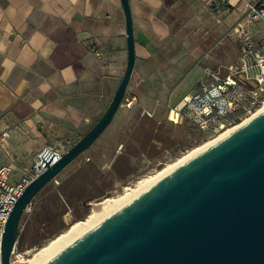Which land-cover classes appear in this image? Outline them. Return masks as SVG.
<instances>
[{
	"label": "crops",
	"instance_id": "1",
	"mask_svg": "<svg viewBox=\"0 0 264 264\" xmlns=\"http://www.w3.org/2000/svg\"><path fill=\"white\" fill-rule=\"evenodd\" d=\"M251 1L229 0L231 11L218 18L209 0H129L135 62L126 92L135 88L136 95L125 92L103 133L34 198L20 221L23 246L37 245L35 232H58L78 220L84 201L145 168L152 135L166 123L182 125L173 108L204 70L238 60L240 40L227 32ZM249 32L264 40L262 22ZM126 62L121 0H0V166L12 167L11 184L33 175L44 150L62 153L90 130ZM181 82L189 89L178 97Z\"/></svg>",
	"mask_w": 264,
	"mask_h": 264
},
{
	"label": "water",
	"instance_id": "2",
	"mask_svg": "<svg viewBox=\"0 0 264 264\" xmlns=\"http://www.w3.org/2000/svg\"><path fill=\"white\" fill-rule=\"evenodd\" d=\"M127 62L103 115L62 153L44 150L40 172L14 202L0 264H10L20 221L38 193L111 123L135 62L129 0H121ZM83 206L92 208L84 201ZM45 264H264V111L107 216Z\"/></svg>",
	"mask_w": 264,
	"mask_h": 264
},
{
	"label": "built area",
	"instance_id": "3",
	"mask_svg": "<svg viewBox=\"0 0 264 264\" xmlns=\"http://www.w3.org/2000/svg\"><path fill=\"white\" fill-rule=\"evenodd\" d=\"M208 6L218 18L231 11L229 0H209ZM256 22L264 24V0L246 3L241 18L227 32L228 36L240 40L238 60L231 65L220 64L214 69L204 70L199 84L173 108L176 123L186 122L201 133L218 136L256 113L264 100V40L257 41L249 32V27ZM90 52L100 55L94 46ZM7 136V132L1 133V138ZM39 164L37 161L34 165L35 175L25 176L15 184L10 183L12 167L0 166V255L2 235L10 211L24 188L40 172ZM32 248L19 250L15 244L10 264L27 260Z\"/></svg>",
	"mask_w": 264,
	"mask_h": 264
},
{
	"label": "rangeland",
	"instance_id": "4",
	"mask_svg": "<svg viewBox=\"0 0 264 264\" xmlns=\"http://www.w3.org/2000/svg\"><path fill=\"white\" fill-rule=\"evenodd\" d=\"M188 89L189 88H187L186 83L181 82L176 90L177 96L181 97L183 94H185V92L188 91ZM135 92L136 89L134 88V90H130L129 93L128 92L126 93L136 95ZM142 104L144 107L147 108L151 106V103H142ZM261 106L262 104L260 105V107ZM260 107L257 109L256 113L258 112ZM165 128H166L165 131H157L156 133H154V135H152L154 143L153 142L151 143L148 151V154H152V156L150 158L151 160L149 161V163L148 162L145 163L144 166L145 168H143V170L139 174H136L135 176L127 178L122 182L113 183L112 190L108 192L106 196L97 198L90 202L92 204V208L95 207L96 204L102 202L105 199L117 197L121 193L125 192L127 187L133 186L138 180L154 175L157 171L166 167L168 164L169 165L172 164L174 161H176L178 158L182 157L189 151L196 149L197 147L208 142V140H212L220 135L219 134L218 136H212L210 134L201 133L197 131L195 127L191 126V124L189 123L188 124L182 123V125H177V126L171 123H166ZM160 142L161 144L158 145L157 143ZM35 173L36 171L33 168L32 174L35 175ZM79 206H78V208H80L79 210H82L81 206L80 207ZM92 208L85 207L81 218L69 222L68 225H65L63 229L56 232L53 236L40 240L39 244L33 246L32 251H29L27 260L31 259L34 253H36L39 249L47 245L58 235L64 233L74 223L84 221L87 218V216L91 213ZM19 244L20 242L17 244V246H19ZM28 248H29L28 245L27 247L26 245H24L22 249L26 250Z\"/></svg>",
	"mask_w": 264,
	"mask_h": 264
},
{
	"label": "bare ground",
	"instance_id": "5",
	"mask_svg": "<svg viewBox=\"0 0 264 264\" xmlns=\"http://www.w3.org/2000/svg\"><path fill=\"white\" fill-rule=\"evenodd\" d=\"M264 111V100L262 101V106L258 110L256 115ZM253 115L251 118H253ZM250 118V119H251ZM249 120V119H247ZM246 120V121H247ZM244 121L243 123H245ZM240 125L228 129L225 132L221 133L218 137L208 140L205 144L197 147L196 149L189 151L182 157L178 158L172 164H168L166 167L157 171L154 175L148 176L141 180H138L133 186L127 187L126 191L121 193L115 198H108L103 200L102 202L95 205L92 208L91 213L87 216L84 221L74 223L69 229H67L64 233L58 235L55 239L50 241L47 245L39 249L36 253L33 254L31 259L24 260L19 262L18 264H45L52 257H54L59 251L68 246L74 240L82 236L84 233L92 229L102 220H104L107 216L117 211L121 207H123L126 203L136 198L139 194L153 186L156 182L161 180L164 176L178 168L181 164L194 157L195 155L201 153L208 147L217 143L227 135L231 134L235 131Z\"/></svg>",
	"mask_w": 264,
	"mask_h": 264
},
{
	"label": "trees",
	"instance_id": "6",
	"mask_svg": "<svg viewBox=\"0 0 264 264\" xmlns=\"http://www.w3.org/2000/svg\"><path fill=\"white\" fill-rule=\"evenodd\" d=\"M56 232H53V231H44L42 232L41 235H39L38 232H35L32 234V238H34V241L32 242L33 245L35 244H39L40 240H43L45 238H49L51 236H53ZM27 237V231H25L23 234H22V238H21V243L19 244L18 248L19 250H22L23 248V241L24 239ZM31 248V247H29Z\"/></svg>",
	"mask_w": 264,
	"mask_h": 264
}]
</instances>
